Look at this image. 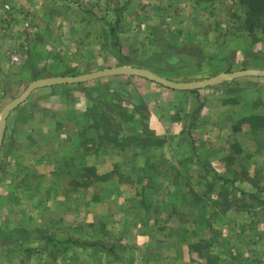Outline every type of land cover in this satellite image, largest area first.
<instances>
[{
    "label": "rangeland",
    "instance_id": "374dc122",
    "mask_svg": "<svg viewBox=\"0 0 264 264\" xmlns=\"http://www.w3.org/2000/svg\"><path fill=\"white\" fill-rule=\"evenodd\" d=\"M249 1L0 0V31L6 36L15 32L24 59L26 41L34 33L28 26L49 25L51 33L36 43H45L46 37L58 52L43 69L36 67L32 80L132 67L172 82L169 78L178 73L202 77L178 81L191 83L247 69L242 57L224 69L208 62L214 45H249L250 38L258 49L264 42V21L249 29ZM38 51H33L35 58L41 56ZM251 59L264 64V54ZM1 72L0 110L30 82L5 81ZM121 77L128 76L113 81L123 83ZM77 88L59 90L62 103L60 97L35 92L21 105L39 107L41 115L24 116L16 128L13 122L23 110L8 116L0 156V264H162L159 252L171 258L177 248L173 244L180 247L181 242L191 262L177 264H264L263 117L219 129L191 125V148L184 152L161 147L162 139L147 130L143 139L153 146L146 153L174 152L177 159L148 161L145 175L131 171L134 161H121L116 149L119 157L111 158L122 167L99 177L84 151L76 160L61 155V134L69 130L61 129V105L72 101L68 92ZM67 116L62 120L68 127L85 118L72 111ZM160 233L167 235L165 249L157 243ZM139 234L148 241L139 240Z\"/></svg>",
    "mask_w": 264,
    "mask_h": 264
},
{
    "label": "crops",
    "instance_id": "0c3cea01",
    "mask_svg": "<svg viewBox=\"0 0 264 264\" xmlns=\"http://www.w3.org/2000/svg\"><path fill=\"white\" fill-rule=\"evenodd\" d=\"M41 14L43 15L44 13ZM48 27L49 25L46 23L45 25H39V28L28 26L27 30L34 32V35H30V39L28 38L26 41V43H28L29 53L24 59H21L18 53L19 50L16 49L19 48L17 43L19 39H17L18 36L14 34L15 32L12 33L14 35L8 33L9 36H6L4 30L0 31V75H2L1 70L4 71L5 75L3 74V78H5V81L13 80L18 83L19 81L26 82V80H28L30 81L29 83H31L40 80H32L37 74V70H39L36 69V67L41 66L43 69L49 64L47 61H49L50 57H53L52 54H57L58 52V49L50 48L48 45L50 43L47 44L49 40L46 37L44 40L45 43H43V41L41 43H36L37 39L43 40V34L49 35L51 33ZM61 32H63L62 28ZM7 37H9V39ZM11 37L15 40H10ZM116 40L118 42V37L114 39L113 36V42ZM235 42H238V39H236ZM248 42L249 45L237 44V46H232V44L228 43H226V46L214 45L213 50H215V54L209 59L208 65L213 69H224L228 68L229 65L233 66L235 58L242 57L243 61H241V64L247 69L264 67L263 63L259 61L254 62V59H251L264 54V42L262 41L260 43L258 49L254 48L250 38ZM35 46L36 48H33ZM178 46H176V49ZM200 47L204 48L205 43L202 42ZM35 49H39L38 52L41 53L40 57L35 58V56H33V51ZM164 49L168 50L170 46H165ZM180 49L181 52H183V48L181 47ZM167 58L175 60V57H171V55H167ZM45 61L47 63H45ZM179 65L181 66L180 62L177 66ZM189 73L190 72L182 75L178 73L176 78L169 79L177 83H182L178 81L184 80L193 81L202 79L200 76H187ZM48 75L50 74L40 76L43 77L41 79H47L44 77H49ZM54 76L59 77L60 75L55 73ZM114 77L116 76L102 77L89 82L73 85L42 87L33 90L26 99L27 103L32 98H35L33 94L39 91L41 92L39 94H43L42 97L46 96L49 99H57L60 97L59 99L61 101V91L59 90L63 91L71 86L78 87L77 89L79 91L68 92L69 94H73L71 97L68 95L69 98L73 99L72 101H64L66 103L61 105V117L64 119L65 116L69 115V112L72 111L75 117L80 118L79 116L84 115L85 118L84 121L68 123L73 128L63 124L65 122H63L61 118V129H69L61 134V155L65 154L72 156L73 159L76 160L79 159L78 157L80 155H83L84 151V155H87V158H84L94 162L90 165L94 176H105L110 174V171L113 172L114 170H119V167H122V165L114 163V157H119L117 154H114L116 153V149L123 155L121 157L122 159H120L121 161H134L136 165L131 167V171L134 170L136 173L140 171L145 175L146 171L143 170V168L145 169V167H147L146 162H154L155 160L168 162L177 159L174 152L169 155L164 154L157 156L153 153L152 149L149 153H146V147L153 146L151 142H147L143 139L145 138L144 133H146L147 130L148 132H152L155 137L161 138L162 140L164 139V141L161 140L159 144L161 147L170 146L177 152H179L177 147H182L183 149L180 150V152H184L188 151V147L191 148L192 143L188 138V130L191 125L200 126V130L219 129L221 125L226 126L227 123L234 124L242 119L251 117L264 118V78L247 77L229 81L231 82L229 85L225 82L195 91H172L134 76L121 77L123 78L122 80L125 79L123 83L113 81L115 80ZM214 86H216V88ZM46 90H49L47 94L44 93ZM48 92L51 93L49 94ZM30 108L32 107L27 106L24 108L22 105H19L7 114L0 156L6 139L7 127L9 126L8 116L19 112L20 109L23 110L20 114L17 113L16 121L13 122V128H16L17 125L21 123L24 116L30 117L41 113L39 107H37V109L35 108L36 110L33 108L28 110ZM115 113L117 114L116 116ZM118 117L121 121L118 120ZM67 118L70 119L69 116H67ZM115 118L117 120H115ZM50 128L51 126H49V129ZM198 129L199 127H197V130ZM203 140L205 139H203L202 136V144ZM155 147H158V144H156ZM129 153H131V157H129ZM111 157H113V159ZM110 161L114 164L112 163V165ZM104 162L105 164H109V169L103 164ZM103 168H105V170ZM106 172L108 173L106 174ZM137 237L142 242L148 241V236H143V234H139ZM157 238V243H160L162 247L165 245V249L168 244L163 242L166 240L167 235L160 233ZM175 240L178 239L176 238ZM158 245L156 248L157 250ZM173 246L177 248L174 249L176 252L173 253L172 259H166L164 251L161 250L159 252L161 257L159 262L162 264L191 262L189 258L185 257L183 251V247L185 246L182 245V242L180 243L181 248L178 247L177 243L173 244Z\"/></svg>",
    "mask_w": 264,
    "mask_h": 264
},
{
    "label": "water",
    "instance_id": "95a60500",
    "mask_svg": "<svg viewBox=\"0 0 264 264\" xmlns=\"http://www.w3.org/2000/svg\"><path fill=\"white\" fill-rule=\"evenodd\" d=\"M113 76H134L141 79H145L157 85H160L166 89L172 91H195L200 90L209 86L218 85L224 82L233 81L240 78L255 77L264 78V69H244L239 71H234L230 73H220L219 75L213 76L208 79H204L197 82L191 83H175L143 69L132 68V67H118L111 69H104L101 71L87 73L80 76L74 77H53L47 79H40L33 81L28 84L26 89L14 100L6 104L0 111V148L4 136V128L6 116L8 113L13 111L16 107L21 105L26 101L30 93L38 88L45 86L54 85H72L89 82L102 77H113Z\"/></svg>",
    "mask_w": 264,
    "mask_h": 264
},
{
    "label": "trees",
    "instance_id": "16d2710c",
    "mask_svg": "<svg viewBox=\"0 0 264 264\" xmlns=\"http://www.w3.org/2000/svg\"><path fill=\"white\" fill-rule=\"evenodd\" d=\"M247 17L250 19L249 29L252 31L255 25L262 23L264 21V0H250L247 4ZM263 12V13H261ZM111 249H107L110 251Z\"/></svg>",
    "mask_w": 264,
    "mask_h": 264
}]
</instances>
